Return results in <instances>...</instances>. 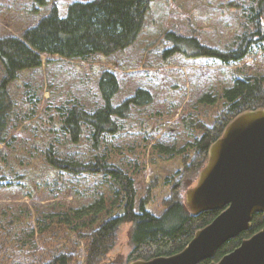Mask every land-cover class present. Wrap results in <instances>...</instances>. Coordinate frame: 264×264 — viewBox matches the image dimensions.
Returning <instances> with one entry per match:
<instances>
[{
    "label": "rangeland",
    "instance_id": "obj_1",
    "mask_svg": "<svg viewBox=\"0 0 264 264\" xmlns=\"http://www.w3.org/2000/svg\"><path fill=\"white\" fill-rule=\"evenodd\" d=\"M88 1L92 0H45L42 6L37 0H0V37H20L53 7L65 16L73 2ZM243 8L240 0H154L139 37L124 52L93 62L42 56L40 68L19 74L9 86L15 108L9 117L6 142L0 144V264L33 256L50 257L61 250L72 251L74 244L78 264H85V241L78 233L90 229H65L67 237L50 240L51 236L38 233V222L43 216L81 209L101 199L108 210L99 216L93 229L121 212V208L112 206L116 187L108 178L74 176L53 169L44 157L49 148L84 164L105 157L108 164L133 180L135 212L145 201L152 214L163 213L171 182L183 173L184 155L171 157L154 147L179 150L194 143L202 133L189 124V119L212 126L223 108L224 89L242 75L264 77V42L255 45L241 61L224 65L212 58L188 59L179 54L164 58V51L171 47L164 36L170 32L195 36L201 44L222 51L244 32ZM104 70H112L119 81V91L112 99L114 106L138 89L148 91L153 101L134 106L126 118L116 119L118 131L104 135L97 148L89 127L83 128L79 143H71L60 127V110L74 104L87 112L101 107L97 82ZM2 78L0 64V81ZM205 94L216 97L217 102L213 106L198 104ZM187 155L192 158L193 150ZM199 173L197 178L185 180L184 203ZM131 227V223L119 226L104 264L134 262L127 261L132 251Z\"/></svg>",
    "mask_w": 264,
    "mask_h": 264
},
{
    "label": "trees",
    "instance_id": "obj_2",
    "mask_svg": "<svg viewBox=\"0 0 264 264\" xmlns=\"http://www.w3.org/2000/svg\"><path fill=\"white\" fill-rule=\"evenodd\" d=\"M37 1L42 6L46 4L45 0ZM153 1L73 2L68 6L65 16H60L57 8L53 7L48 15L35 26L23 31L20 37H0V64L3 73L0 81V144L6 142L9 117L15 108L9 86L18 80L20 73L40 68L42 56L93 62L96 58L107 59L115 53L124 52L139 37ZM240 2L244 6V32L235 37L224 50L207 47L195 36L186 37L170 32L164 39L171 47L164 51L163 57L179 54L188 59L212 58L224 65H231L247 57L255 45L264 42V0ZM97 86L103 105L94 112H87L77 104L60 110V127L70 137L71 143H79L83 128L89 127L94 148H97L104 135H113L118 131L116 119L126 118L134 106L150 105L153 101L148 91L138 89L132 97L114 106L112 99L119 91V81L112 70L102 72ZM221 98L224 101L223 108L215 116L212 126L189 119V124L202 133L194 143L179 150L163 145L154 147L158 153L171 157L184 155L183 173L177 180L170 181V195L163 202L164 211L160 216L147 210L145 201L141 202L138 212H135L136 192L133 180L118 167L108 164L105 157H96L84 164L59 156L54 148L47 149L44 157L53 169L74 176L92 174L108 178L116 187L112 206L121 208V212L93 229L99 216L108 210L105 201L101 199L81 209L43 216L38 222V233L49 235L50 240H53L67 237L65 229L71 232L90 229L88 233H78L79 238L85 241V264H104L115 244L118 228L124 223L132 224V251L128 255V262L169 257L184 250L196 231L206 227L220 213H191L182 196L185 180L197 178L207 162L209 147L222 136L233 119L245 112L264 109V77L242 75L234 80L230 88L223 90ZM216 102V97L205 94L197 103L213 106ZM189 150L194 152L192 158L187 155ZM263 227V214L255 213L247 231L228 240L212 259L199 264L218 262ZM76 246L74 244L72 251L61 250L51 253L50 257H26L13 264H78Z\"/></svg>",
    "mask_w": 264,
    "mask_h": 264
},
{
    "label": "water",
    "instance_id": "obj_3",
    "mask_svg": "<svg viewBox=\"0 0 264 264\" xmlns=\"http://www.w3.org/2000/svg\"><path fill=\"white\" fill-rule=\"evenodd\" d=\"M185 205L193 214L220 213L178 254L131 264H199L247 231L255 213L264 216V109L237 116L209 147L196 185L185 194ZM210 264H264V227Z\"/></svg>",
    "mask_w": 264,
    "mask_h": 264
}]
</instances>
